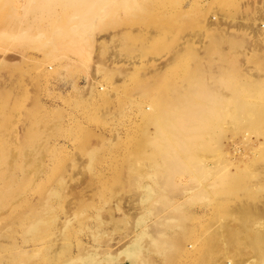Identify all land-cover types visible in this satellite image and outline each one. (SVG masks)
<instances>
[{
  "label": "rangeland",
  "instance_id": "obj_1",
  "mask_svg": "<svg viewBox=\"0 0 264 264\" xmlns=\"http://www.w3.org/2000/svg\"><path fill=\"white\" fill-rule=\"evenodd\" d=\"M0 264H264V0H0Z\"/></svg>",
  "mask_w": 264,
  "mask_h": 264
},
{
  "label": "bare ground",
  "instance_id": "obj_2",
  "mask_svg": "<svg viewBox=\"0 0 264 264\" xmlns=\"http://www.w3.org/2000/svg\"><path fill=\"white\" fill-rule=\"evenodd\" d=\"M239 211H240V210H239ZM227 262H228V263H231V261H230V260H228Z\"/></svg>",
  "mask_w": 264,
  "mask_h": 264
}]
</instances>
